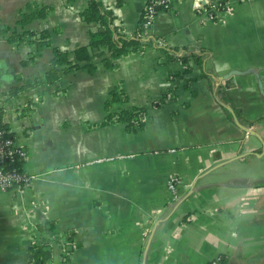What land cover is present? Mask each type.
I'll return each instance as SVG.
<instances>
[{"label": "crops", "instance_id": "0c3cea01", "mask_svg": "<svg viewBox=\"0 0 264 264\" xmlns=\"http://www.w3.org/2000/svg\"><path fill=\"white\" fill-rule=\"evenodd\" d=\"M101 1L112 26L132 37L147 0ZM200 1L169 0L147 36L137 35L152 43L119 57L115 68L101 64L105 50L92 57L93 70L60 72L54 83L10 97L18 77L48 70L54 47L74 61L73 50L101 27L80 19L86 0H0V27L47 29L51 42L23 64L33 42L15 45L0 33L3 121L25 152L16 165L36 176L19 191H0V264H28L33 238L48 245L45 264H207L219 254L224 264H264V151L227 109L264 142V0H220L214 19L198 14ZM33 3L51 10L16 25L19 10ZM165 50L186 62H167ZM191 54L201 56L200 66ZM186 65L189 73L170 77ZM230 71L243 73L221 80ZM117 85L128 103L115 107L147 109L142 130L100 124ZM46 221L52 231L35 230ZM70 232L78 246L63 262Z\"/></svg>", "mask_w": 264, "mask_h": 264}, {"label": "trees", "instance_id": "16d2710c", "mask_svg": "<svg viewBox=\"0 0 264 264\" xmlns=\"http://www.w3.org/2000/svg\"><path fill=\"white\" fill-rule=\"evenodd\" d=\"M87 5L82 9L78 15L80 19L84 22H97L101 27L100 30L91 32L89 34V42L85 46L76 47L73 52L75 55V60L68 59V53L66 51L60 50L56 47L53 48V56L49 61V68L44 72L42 76L34 77L33 79H21L20 84H15L9 87L6 94L10 97H16L22 91L30 90L42 84H52L57 81L60 77V72L74 71L79 68H87L93 70L96 68L95 63L91 62L93 56H101L103 51H107L109 55L107 57L101 58V64L107 69H113L117 66L116 60L126 55L130 51H140L143 47L149 46L152 42L149 40H141L137 35L142 33V22H143V12L141 13L138 26L135 34L126 38L123 33L116 30L115 26H112L114 15L112 10L105 7L101 0H86ZM51 10V6L47 5H37L26 4L18 12V19L16 20V25L22 28L37 18H45L48 12ZM57 31V29L55 30ZM0 33H9L7 40L10 43L18 45L25 39H29L33 42L35 47L34 53H29L28 59L23 60V64L27 63L28 60L33 59L38 56L43 47H48L51 45L50 42V32L47 29H42L40 31L22 30L17 31L14 27L3 26L0 27ZM165 60L167 62H172L175 60H180L186 62L187 55L177 56L173 54V51L165 50ZM193 61L196 65L200 66L201 56L198 54H191ZM191 68L186 65L183 67L182 71L177 74H173L170 77L182 76V74L189 73ZM193 81L192 79H187L186 82ZM169 92H164L160 96L158 103H163ZM227 97H223L222 101L228 104ZM117 103H128V95L117 85L113 87L109 93L108 97L104 100V111L105 115L101 121V125H106L109 123L121 122L125 124L127 132H135L142 130L145 127L147 119V109L142 106L130 105L125 108L115 107ZM30 109V108H29ZM3 112L0 108V128H6V123L3 121ZM231 115V114H230ZM250 124H248L249 126ZM54 229V224L50 221H46L41 224H37L35 230L38 232L42 231H52ZM74 233H69L66 241L62 246V261H66L78 244L73 240ZM50 258V250L48 245L43 243L41 239H35L30 243L28 247V264H45Z\"/></svg>", "mask_w": 264, "mask_h": 264}, {"label": "built area", "instance_id": "2783aa9c", "mask_svg": "<svg viewBox=\"0 0 264 264\" xmlns=\"http://www.w3.org/2000/svg\"><path fill=\"white\" fill-rule=\"evenodd\" d=\"M197 5L198 14L202 18L214 19L224 2L220 0H201ZM169 7V0H147L143 10V22L141 36H147L152 26L156 13L160 9ZM25 155L24 150L17 146L13 137L7 128H0V191L6 192L12 189L18 191L30 184L36 176L25 172L16 165L17 160L23 158ZM108 159V158H107ZM99 161L103 160L98 159ZM178 179L171 177L169 180V190L176 198L175 184ZM207 264H224V257L216 255L209 260Z\"/></svg>", "mask_w": 264, "mask_h": 264}, {"label": "water", "instance_id": "95a60500", "mask_svg": "<svg viewBox=\"0 0 264 264\" xmlns=\"http://www.w3.org/2000/svg\"><path fill=\"white\" fill-rule=\"evenodd\" d=\"M239 73H243V72L230 71V72L226 73L225 75L221 76V80L229 81V77H230L232 74H239ZM259 86H260V85H259ZM260 89H261V87H260ZM261 93H262L263 96H264V92L261 91ZM227 109L229 110V112H230V114H231V116H232V118H233V120H234V123L236 124L237 127L241 128V130H243L244 132H247V133L250 134V135H255V136H257V138L260 140V143L262 144V151H264V142H263V140L259 137V135H258L254 130H252L251 128H249L248 126H243V125H241V124L239 123V121L237 120V118L235 117V113H234V111H233L232 109L228 108V107H227ZM249 153H252V152H249ZM245 154H246V153H244V154H240V155H238L237 157H238V158H241V157H243ZM221 164H222V163L217 164L216 166L221 165ZM216 166H215V167H216ZM215 167H214V168H215Z\"/></svg>", "mask_w": 264, "mask_h": 264}, {"label": "rangeland", "instance_id": "374dc122", "mask_svg": "<svg viewBox=\"0 0 264 264\" xmlns=\"http://www.w3.org/2000/svg\"><path fill=\"white\" fill-rule=\"evenodd\" d=\"M169 8V7H168ZM168 8H166V9H168Z\"/></svg>", "mask_w": 264, "mask_h": 264}]
</instances>
